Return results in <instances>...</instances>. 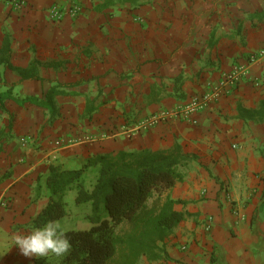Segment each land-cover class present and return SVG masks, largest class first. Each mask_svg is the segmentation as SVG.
I'll return each instance as SVG.
<instances>
[{
  "label": "crops",
  "instance_id": "0c3cea01",
  "mask_svg": "<svg viewBox=\"0 0 264 264\" xmlns=\"http://www.w3.org/2000/svg\"><path fill=\"white\" fill-rule=\"evenodd\" d=\"M26 2L21 11L0 3V93L17 100L0 109V264L33 263L12 237L32 231L51 165L176 147L195 159L160 200L183 202L175 210L192 217L161 244V260L138 264H264V120L252 116L264 107V0H144L101 12L93 0ZM75 4L79 16L51 18ZM31 66L43 81L21 77ZM52 88L53 112L19 103ZM214 92L196 125L170 118L137 130Z\"/></svg>",
  "mask_w": 264,
  "mask_h": 264
},
{
  "label": "trees",
  "instance_id": "16d2710c",
  "mask_svg": "<svg viewBox=\"0 0 264 264\" xmlns=\"http://www.w3.org/2000/svg\"><path fill=\"white\" fill-rule=\"evenodd\" d=\"M93 1L99 2L96 9L100 12L117 7L135 9L144 3V0ZM8 48V42H5V50ZM7 64L11 70H16L9 62ZM19 73L25 80L43 81L34 66ZM55 91L52 88L43 98L27 97L18 102L53 112V98L58 95ZM8 99L17 101L12 91L0 93L1 110L4 111L3 102ZM252 116L264 120V107ZM194 159L176 147L170 151H122L116 155L93 157L79 169L51 165L45 179L47 203L32 218L30 229L65 218L68 210L64 197L72 190L77 192L78 205H90L86 217L92 226L67 231L72 243L68 255H49L34 259L32 264H138L142 258L149 262L161 260L165 253L161 244L192 216L175 210L176 205L183 204L181 201L167 198L161 205L153 207H149L148 202L156 195L160 200L163 193L183 182L185 171ZM41 188L39 186L38 190ZM120 227L125 228L119 233Z\"/></svg>",
  "mask_w": 264,
  "mask_h": 264
},
{
  "label": "clouds",
  "instance_id": "9594fccd",
  "mask_svg": "<svg viewBox=\"0 0 264 264\" xmlns=\"http://www.w3.org/2000/svg\"><path fill=\"white\" fill-rule=\"evenodd\" d=\"M67 229L59 222L50 220L27 233H16L12 245L26 258H47L49 255L64 257L72 250ZM4 253L0 252V256Z\"/></svg>",
  "mask_w": 264,
  "mask_h": 264
},
{
  "label": "built area",
  "instance_id": "2783aa9c",
  "mask_svg": "<svg viewBox=\"0 0 264 264\" xmlns=\"http://www.w3.org/2000/svg\"><path fill=\"white\" fill-rule=\"evenodd\" d=\"M4 2H9L13 6L14 10H19V11L23 10L27 5L26 0H0V3H4ZM65 13H68L72 17H77L83 13V8L81 5L75 4L72 7L68 8V10L66 11L58 7H53L50 10L51 18L59 22L62 21ZM261 54L264 55V52H261ZM236 79L237 76L235 74H232L229 77H227L226 80L227 81L230 80L232 81V83H234L236 82ZM218 96H220L219 92H214L212 94H203L199 97L193 98L188 105L182 107L181 109H177L176 111H172V112H163L160 114L152 115L146 118L144 121H142L138 126L137 130L147 131L170 118L181 119L193 125L194 124L196 125L197 121L195 119V116L198 113L207 109L214 101L217 100ZM235 215H238V211H235ZM211 221H212L211 219L208 220L205 226V230L207 232L211 231L212 228ZM186 248L187 247H184L183 249L186 250Z\"/></svg>",
  "mask_w": 264,
  "mask_h": 264
},
{
  "label": "rangeland",
  "instance_id": "374dc122",
  "mask_svg": "<svg viewBox=\"0 0 264 264\" xmlns=\"http://www.w3.org/2000/svg\"><path fill=\"white\" fill-rule=\"evenodd\" d=\"M91 178L93 179L92 174ZM76 196L77 192L75 190L69 191L66 194L64 200L67 203L68 215L65 218L57 221L68 231L89 229L92 226L91 221L86 217V214H88L91 209L90 205H78L76 203ZM161 204V200H158L157 196H155L149 201L148 206L153 207L154 205ZM124 228L125 227L118 228V232L120 233Z\"/></svg>",
  "mask_w": 264,
  "mask_h": 264
}]
</instances>
